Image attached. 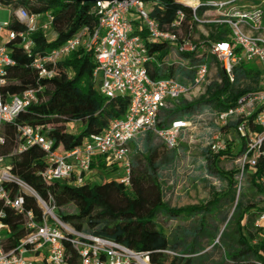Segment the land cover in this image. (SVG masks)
<instances>
[{
    "label": "built area",
    "instance_id": "obj_1",
    "mask_svg": "<svg viewBox=\"0 0 264 264\" xmlns=\"http://www.w3.org/2000/svg\"><path fill=\"white\" fill-rule=\"evenodd\" d=\"M182 3L191 10L189 31L184 10L177 13L173 22L162 26L151 17L152 5L146 0L99 2L94 7L98 17L95 27H85L62 46L36 54L32 68L40 78L51 79L60 60L79 49L91 51L96 63L93 78L100 93L107 99L129 97L130 101L122 118L113 119L103 133L91 135L71 152L55 149L54 141L39 128L18 126L19 151L38 146L47 155V167L40 174L43 180L83 186L89 180L92 165L102 162L107 168L123 170L125 177L119 181L128 185L131 142L151 133L168 150H176L195 118L162 127L161 111L180 100L192 103L197 95L207 96L216 85L224 86L225 81L233 86L235 71L242 65L259 67L260 89L245 93L228 109L211 107L204 111L211 139L208 149L212 154L226 151V138L233 139L227 135L228 128L233 125L236 142H244L240 158L242 174L246 166L249 169L257 166L264 156V0H182ZM12 13L25 30H10L9 23L0 26V91L8 85V68L13 65L8 49L11 41L18 40L23 51L31 55L36 48L35 34L55 37L49 13L33 14L24 8ZM4 28L9 30L8 35H3ZM226 30L228 39H211ZM155 46L170 50L164 62L159 60V53L151 54L150 49ZM164 66L191 72L192 80L182 84L175 79H153L150 72ZM42 92V88L14 95L0 92V146L5 144L2 125L15 121L19 114L40 103ZM70 128L74 129V125ZM8 184H14L23 193L31 191L30 195L41 207V220L25 209L21 195L10 196ZM241 187L242 182L238 192ZM2 206L21 214L25 222L27 235L15 248L7 246L10 227L3 222L6 213ZM254 227L264 229V212L259 214ZM65 241L77 250L75 264H152L144 253L110 239L78 233L73 226L60 221L55 215L54 201L44 202L29 185L12 175L0 156V264H72Z\"/></svg>",
    "mask_w": 264,
    "mask_h": 264
},
{
    "label": "trees",
    "instance_id": "obj_2",
    "mask_svg": "<svg viewBox=\"0 0 264 264\" xmlns=\"http://www.w3.org/2000/svg\"><path fill=\"white\" fill-rule=\"evenodd\" d=\"M152 5L151 17L162 26L170 24L180 10L188 14L186 25L189 31L191 10L182 0H146ZM0 6L11 10L24 8L33 14L49 13L52 17L55 37L49 39L43 33L33 36L36 48L27 55L19 41L8 44L13 65L8 68V85L2 94H20L27 89L42 88L40 103L29 107L15 121L4 123L1 135L5 144L0 146L4 164L11 168L14 177L29 185L46 203H55V215L76 232L116 241L126 248L141 252L152 264H256L264 263V229L254 227L260 213L264 212V156L254 169L245 167L242 178L250 180L251 194L237 182L235 172L224 173L217 168L221 156L243 155L244 142L226 138L227 150L215 154L213 163L217 172L226 181L221 190L212 188L210 200L193 206L176 208L165 201L163 172L173 158L165 153V145L155 135L147 133L132 141L136 155L131 156L129 184L112 176L105 182L89 179L83 186H73L67 181H46L40 174L47 167V155L38 146L19 151L21 141L17 127L28 125L39 128L54 141V148L71 152L91 135L101 134L110 121L122 118L129 108V97L105 98L93 78L96 63L91 51L79 49L55 66V76L40 78L32 68L36 54H45L77 35L85 27H95L98 17L95 4L67 0H0ZM8 29L21 32L20 24L12 13ZM212 40L228 39L227 30ZM151 54L159 53L164 62L170 54L165 46H155ZM153 79H175L189 84L193 74L179 67L164 66L150 72ZM259 67L242 65L235 71L236 81L230 86L216 85L207 96L196 102L180 100L172 107L161 111V126L187 118L214 107L225 110L232 107L239 97L251 90L260 89ZM82 125L79 133L70 127ZM231 125L228 132L235 131ZM264 151V144H263ZM168 150V149H167ZM170 151V150H169ZM177 151L173 150L174 152ZM237 151V155L235 154ZM132 152V151H131ZM166 165V166H165ZM92 169L115 175L119 168H107L102 162ZM114 173V174H113ZM12 198L21 195L24 207L41 220L42 210L37 200L19 191L14 184L6 185ZM259 199L258 202H252ZM3 207V206H2ZM6 217L3 222L10 227L7 241L15 248L27 235L23 216L9 207H3ZM161 218L180 220L174 231L167 233L160 223ZM73 238V236H69ZM67 256L72 264L77 263L78 253L65 241Z\"/></svg>",
    "mask_w": 264,
    "mask_h": 264
},
{
    "label": "rangeland",
    "instance_id": "obj_3",
    "mask_svg": "<svg viewBox=\"0 0 264 264\" xmlns=\"http://www.w3.org/2000/svg\"><path fill=\"white\" fill-rule=\"evenodd\" d=\"M11 19L12 10L0 6V26L8 25ZM8 34L9 30L4 28L3 35ZM51 38L52 36L50 35L49 39ZM258 65L262 67L260 63ZM199 98V95L193 97L194 102L199 101L201 99ZM193 116L195 122L192 124L191 128L181 136L177 151L171 153V151L165 149V153L169 156L173 155V158L167 164L168 170L163 172L162 176L165 201L172 207L184 206V204L192 202H203L204 200L206 202L211 198L212 188L221 190L226 185V181L222 178L220 173L217 172L212 161L215 154H212L208 149V144L211 142V139L206 133L205 112L194 114ZM81 130L82 125L77 124L72 132L79 133ZM227 135L237 140V135L234 131H229ZM131 151V156L134 157L136 155V150L133 146L131 147ZM235 154L237 155V151H235ZM241 157L242 155H238L237 157L221 156L217 163V168L224 173L235 172L236 175L240 171V175L236 176V180L237 182H242L243 188L249 193L248 195L251 199L252 196L248 191L250 189V180L247 177L242 178L241 175ZM91 175L94 176V178H98L99 182H105L112 176L117 179L125 177L124 171L118 172V174L115 175H109L98 169L92 171ZM258 200L257 198V200L252 202H257L259 204ZM160 223L165 231L170 233L175 230L178 224H181V221L161 218Z\"/></svg>",
    "mask_w": 264,
    "mask_h": 264
},
{
    "label": "water",
    "instance_id": "obj_4",
    "mask_svg": "<svg viewBox=\"0 0 264 264\" xmlns=\"http://www.w3.org/2000/svg\"><path fill=\"white\" fill-rule=\"evenodd\" d=\"M67 1H73V2H79V3H99V2H105V3H115L119 1H144V0H67Z\"/></svg>",
    "mask_w": 264,
    "mask_h": 264
},
{
    "label": "crops",
    "instance_id": "obj_5",
    "mask_svg": "<svg viewBox=\"0 0 264 264\" xmlns=\"http://www.w3.org/2000/svg\"><path fill=\"white\" fill-rule=\"evenodd\" d=\"M207 133V136L210 137V134L208 133V131L206 132ZM95 169H93L92 171H94ZM118 172H123V170H118ZM118 172H116L115 174H118ZM114 174V173H113ZM89 179L91 180H94V181H99L98 178H94V176H92L91 174L89 175ZM205 200L203 202H192V203H187V204H184V206H174L176 208H182V207H187V206H193V205H197L199 203H204Z\"/></svg>",
    "mask_w": 264,
    "mask_h": 264
},
{
    "label": "bare ground",
    "instance_id": "obj_6",
    "mask_svg": "<svg viewBox=\"0 0 264 264\" xmlns=\"http://www.w3.org/2000/svg\"><path fill=\"white\" fill-rule=\"evenodd\" d=\"M28 193H29V194H32L31 191H29V190H28Z\"/></svg>",
    "mask_w": 264,
    "mask_h": 264
}]
</instances>
